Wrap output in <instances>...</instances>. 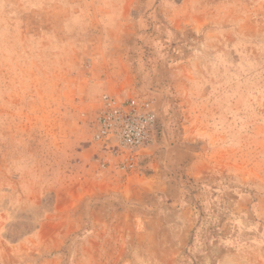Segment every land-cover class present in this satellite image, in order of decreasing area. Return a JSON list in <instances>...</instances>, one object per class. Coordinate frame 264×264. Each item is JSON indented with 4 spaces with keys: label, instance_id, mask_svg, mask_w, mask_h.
Returning <instances> with one entry per match:
<instances>
[{
    "label": "rangeland",
    "instance_id": "374dc122",
    "mask_svg": "<svg viewBox=\"0 0 264 264\" xmlns=\"http://www.w3.org/2000/svg\"><path fill=\"white\" fill-rule=\"evenodd\" d=\"M0 264H264V0H0Z\"/></svg>",
    "mask_w": 264,
    "mask_h": 264
},
{
    "label": "built area",
    "instance_id": "2783aa9c",
    "mask_svg": "<svg viewBox=\"0 0 264 264\" xmlns=\"http://www.w3.org/2000/svg\"><path fill=\"white\" fill-rule=\"evenodd\" d=\"M94 129L99 143L121 155L120 169L132 171L139 151L154 141L156 115L150 101L102 95Z\"/></svg>",
    "mask_w": 264,
    "mask_h": 264
}]
</instances>
